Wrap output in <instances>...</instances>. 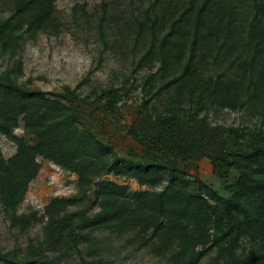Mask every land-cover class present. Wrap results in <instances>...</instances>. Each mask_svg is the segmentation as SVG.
<instances>
[{
  "label": "trees",
  "instance_id": "16d2710c",
  "mask_svg": "<svg viewBox=\"0 0 264 264\" xmlns=\"http://www.w3.org/2000/svg\"><path fill=\"white\" fill-rule=\"evenodd\" d=\"M10 1V14L0 20V51L13 59L28 35L58 32L62 21L54 0ZM210 1L187 0L185 3L187 9L195 11L188 40L189 53L183 71L165 85L173 86L175 94L193 106L194 115L209 103L232 109L247 105L264 113V30L259 28L258 21L263 7H257L249 23L246 49L239 54L242 58L247 54L249 59L245 61L246 70L239 69L245 75L238 76L234 61L226 66H223L225 60L217 61L229 46L231 25H223L222 20L207 21L204 12ZM186 8L172 20L173 32ZM154 10L158 11L155 7ZM147 12L153 27L158 15ZM211 35H223V40L219 51L211 55V67L203 69V60L208 55L201 57L200 53ZM166 41L167 36L160 46L164 55ZM22 65L21 57L10 62L3 73L10 83L0 82V139L7 137L18 146L8 159L0 147V206L14 226L24 230L39 220L37 211H18L30 182L41 168L39 155L76 173L79 191L85 196L94 181L105 174L116 173L151 186L165 178L168 180L163 188L139 191L134 199L128 198L125 185L112 180L97 182L95 197L99 209L96 211L82 205L81 197L53 198L45 208L42 235L36 242L28 243L18 264H109L106 253L90 247L102 232L127 237L128 245L137 244L136 248H147L158 257L159 264H264L262 127L252 133L256 143L250 151L226 153L217 162L223 169L240 172L232 197H224L203 181L193 186V181L176 168L135 162L123 166L110 147L91 133L79 131L77 119L65 103L17 87L16 77ZM166 65L165 56L161 70ZM152 78L154 75H149L148 82ZM101 97L115 104L123 95L112 87L102 89ZM172 112L174 118H179L175 110ZM21 116L26 131L38 139L34 145L14 133ZM85 244L88 246L84 247ZM248 244H252L250 250ZM7 258V254H0L1 260Z\"/></svg>",
  "mask_w": 264,
  "mask_h": 264
},
{
  "label": "rangeland",
  "instance_id": "374dc122",
  "mask_svg": "<svg viewBox=\"0 0 264 264\" xmlns=\"http://www.w3.org/2000/svg\"><path fill=\"white\" fill-rule=\"evenodd\" d=\"M186 2L54 0L57 15L62 21L60 30L28 35L21 51L13 59L0 51V82L10 83L3 74L4 69L21 57L22 71L16 77L15 85L65 103L76 117L79 131L91 133L110 147L123 166L135 162L176 168L186 179L193 181V186L197 187L198 181H203L230 198L240 172L223 169L217 162L226 153L242 154L254 147L256 142L251 135L259 127L264 131V113L247 105L232 109L208 102L194 115L193 106L184 97L177 96L173 86L165 85L183 71L189 53L188 40L195 11L187 9ZM210 2L204 12L207 21L222 20L223 25H231V35L227 40L229 46L217 61L225 60L223 66L234 61L240 76L242 71L239 69L246 67L245 61L249 56L246 54L242 58L239 54L246 49L249 23L258 6L263 7L258 21L259 28L264 30V0ZM184 8L187 9L184 17L173 32L172 20L180 16ZM11 9L10 0H0V20L7 17ZM147 11L158 15L153 27ZM165 36L164 55L160 46ZM222 36L211 35L206 42L200 53L201 57L208 55L203 60V69L211 67L212 56L219 51ZM165 56L167 65L161 70ZM151 74L154 78L148 82ZM112 87L123 95L115 104L101 97L102 89ZM173 110L179 118L171 115ZM14 133L32 145L38 141L35 134L26 131L22 116ZM0 147L8 159L16 153L18 146L3 136ZM37 160L41 168L30 182L18 211H37L39 220L22 230L11 223L0 206V254L8 257L0 259V264H18L22 260L20 257L26 252L28 243L36 242L42 235L45 208L53 198L81 197L84 200L82 205L96 211L99 207L95 192L101 181L112 180L125 185L128 198L134 199L139 191L161 189L168 180L165 178L158 185L151 186L116 173L105 174L94 181L85 196L79 191L76 173L41 155ZM128 241L127 237L102 232L90 247L106 253L109 264H159L153 252L147 248H136L137 244L128 245ZM251 247L252 244H248V250Z\"/></svg>",
  "mask_w": 264,
  "mask_h": 264
}]
</instances>
